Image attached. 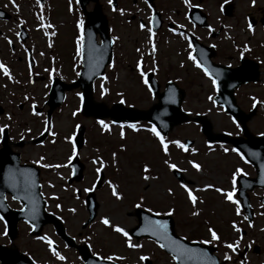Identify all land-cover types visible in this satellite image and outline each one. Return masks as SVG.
Wrapping results in <instances>:
<instances>
[{
	"label": "rangeland",
	"instance_id": "374dc122",
	"mask_svg": "<svg viewBox=\"0 0 264 264\" xmlns=\"http://www.w3.org/2000/svg\"><path fill=\"white\" fill-rule=\"evenodd\" d=\"M35 2V3H34ZM249 0H240L239 4H248ZM15 5V6H14ZM52 17L39 15L43 10L35 9V0H0V6L9 10L14 16L11 22L2 24L0 22V63L6 65L12 76L9 80L0 71V106L5 112L0 116V127L7 124L12 128L13 137L22 136L28 140L23 146L17 148L22 151L29 159L40 158L44 155V163L66 165L61 168H44V181L52 182L54 188L47 184L46 192L56 193L61 196L60 201L69 206H75V212L66 211L65 226L73 235L79 232L89 238L94 243L95 250L105 256L123 257L119 259L121 264H145L140 261V256L153 257L160 261L167 260L164 252L154 246L153 241L142 238L140 241L132 239L133 243L143 245L142 248L133 249L127 247L125 237L113 231L112 227L103 226L101 217H108L113 220L115 225H119L129 231L137 224L135 216V206L140 203L142 208H151L153 213H163L169 208L175 209L172 215L182 226L183 235L190 238L210 239L207 231L209 227L217 229L222 243L224 241L237 240L242 236L244 245L256 243L261 247L259 253H252L248 258V264H264V213L262 203L259 200V191L253 193L252 205L254 217L249 222L243 220L241 211L236 212V205L225 200L222 193L215 191L221 188L224 191L232 190V174L236 168H241L242 173L250 172L248 163L241 160L231 144L208 143L205 135L201 131V126L194 121L180 124L168 133L165 137L166 142L180 141L184 144L185 138L194 140L193 147L184 151L177 145L168 143V152L162 150L158 139L147 129L152 126L148 122H138L139 131H133L125 127V138L120 137L118 124H110L111 131L104 130L98 124V120L86 117L81 114L82 95L79 88L67 92L63 103L54 110L50 122L52 131L57 133L55 143L53 138L48 135L41 145L31 143V138L37 137L45 131V120H47L48 105H45L51 87L53 74L59 76L66 82H72L77 78L80 68V56L77 53L79 28L74 24V18L66 11L69 7L68 0H47ZM18 6V7H17ZM38 14V16H37ZM43 17V20L39 19ZM28 29L30 35L27 42H20L18 36L19 23ZM52 25L51 28H43L40 25ZM58 30H60L58 32ZM252 32H245L244 29L236 30V42L240 45L245 40L252 42L255 50L264 57V30L260 27ZM48 32V35H45ZM58 32V36L56 33ZM118 39L115 46V61L106 69V74L96 81L94 96L99 102L113 104L120 100L122 93L125 103L140 109L149 108L155 101L147 87L142 83L135 62H142V68H153L159 70L158 78L162 83L168 79H177V83L186 89L183 109L194 116L200 113L206 114L211 120L216 132H226L230 135H241V126L231 115L224 111L223 107L209 100V96H214L215 88L207 78L196 75L190 68L182 66L185 59L184 52H177L174 47L176 40L160 35L161 45L155 44V37L149 39L150 34L147 29L118 27L115 30ZM12 41L14 48L9 44ZM171 41V42H169ZM155 44V52L152 51V44ZM51 44V46H49ZM80 46V43H79ZM32 48V55L35 58L33 67L27 68L28 48ZM139 49V52L137 51ZM24 51L26 56L24 55ZM176 56H172L171 52ZM238 51V50H236ZM27 58V64H26ZM34 78V80H33ZM32 82H29V81ZM18 81V83H17ZM101 86L108 89V92L101 96ZM215 92V93H214ZM27 95L29 100H25ZM259 98L264 100V87L259 85H247L237 90V100L239 105L249 111L252 101ZM33 102L39 110L40 116L32 114L31 107ZM264 101L258 103L255 115L249 120L248 125L255 135L264 133ZM80 109L75 116L72 115ZM11 117L9 119L8 117ZM106 123L111 121L104 120ZM76 125L85 128V139L80 150L77 149L80 160L85 165V175L81 182H75L77 186H63L71 175L72 169L68 157L71 156V142L65 137L71 136L73 131L77 134ZM31 129L30 132L27 130ZM126 146V151H121L120 145ZM228 151L225 152L224 149ZM192 149H195L193 152ZM116 153V163L112 162V153ZM100 157L104 161V179L96 196L101 204L93 226H83L87 219L84 213L83 203L85 198L84 189L97 181L95 169L100 165L93 164L94 158ZM175 163L177 168L184 173L185 178L191 182L187 184L194 190V195L198 197V203L193 206L187 199L182 184L172 170L168 169L164 161ZM189 161L199 163L201 171H197ZM147 164L150 171L147 173L157 179L145 181L142 179L145 173L143 166ZM253 173V170L250 172ZM118 182L120 192L123 193L121 200H116L111 195L109 185L106 183L108 178ZM112 177V178H111ZM94 181V183H92ZM186 184V183H183ZM205 184L214 187L204 188ZM237 187V185H236ZM172 189V194H168L167 189ZM78 190V191H74ZM79 190L80 193H79ZM79 195L80 196L79 198ZM143 197V201L140 200ZM235 197V194H234ZM235 199V198H234ZM237 200V198H236ZM202 201V203L200 202ZM72 204V205H71ZM12 206L17 207L14 203ZM148 206V207H145ZM241 209V205H240ZM192 212H198L196 216ZM241 229L240 233L234 231L232 222ZM4 223L0 220V244L10 245V240L4 231ZM91 227V228H90ZM19 233L15 239L16 247L31 255L36 264L41 262L48 263V258L52 257L46 244L30 235L29 227L19 223ZM43 236L55 240L52 228L45 226ZM4 232V234H3ZM89 233V235H86ZM77 244L81 243L78 239ZM61 255L66 257V262L58 264H82L80 254L67 247H63ZM153 254L150 255V254ZM68 261V262H67Z\"/></svg>",
	"mask_w": 264,
	"mask_h": 264
},
{
	"label": "water",
	"instance_id": "95a60500",
	"mask_svg": "<svg viewBox=\"0 0 264 264\" xmlns=\"http://www.w3.org/2000/svg\"><path fill=\"white\" fill-rule=\"evenodd\" d=\"M82 3H85L84 0H82ZM9 17L10 16L7 12L0 9V18L7 19ZM86 21L87 22L84 26L85 35L82 43L83 68L80 71L78 79L73 83H65L59 78L54 80L50 92V99L48 100V104L50 105V109L48 111L49 118L54 109L62 104L66 91L75 87H80L83 91L82 94L84 98L82 112L86 116H95L99 118L110 116L117 122L150 120L154 122L165 134L183 122L195 120L201 123L202 130L207 135L209 140H232L234 144L257 165L258 168L259 166L264 165V138L254 137L249 131L247 128V121L251 118L253 113L246 114L239 107L234 96V91L240 83L258 79L256 72H251L250 68L244 67L239 71L229 72L225 75L215 74L217 85L219 87V94L215 97V101L222 104L228 112L238 118L243 125L245 135L248 136L247 138L233 139L226 135L214 133L212 130V123L206 115L190 116L182 109V103L185 97L184 89L180 88L175 82H169L166 89L160 92L159 83L153 74L148 75L147 78L150 81L154 95L158 97L157 103H154L149 109L127 107L120 103L114 104L111 108H109L106 104L97 102L94 98L93 92L95 80L104 75L106 66L113 60V40L110 38L108 24L104 17L100 22V25L98 24V20L93 19L91 16H88ZM99 31L103 39L102 44H98L96 41V35ZM23 35L24 29L22 28L21 36L23 37ZM83 136L84 127L80 128L79 134L76 137V141L79 146L82 145ZM43 138L44 136L40 137L37 141H41ZM187 142L188 144L192 143L191 140H187ZM10 154V149L7 145L0 151L1 158L8 159ZM259 157L262 159L263 163H261ZM1 164L2 165H0V167L2 169H4L6 165H9L7 162ZM72 165L75 170L73 177L80 179L82 176L83 164L77 158ZM175 172L177 176L183 180L182 174L178 171ZM245 188L246 186L242 185L240 194L244 192ZM21 198L24 199V196H21ZM243 206L247 211H249V218H251L252 211L250 209V203L246 198H244ZM137 213L139 217V224L131 232L137 236H152L151 232L146 231L138 233L136 230L147 227L148 220H163V218L150 215L141 209L137 210ZM4 215L8 221L10 236L13 238L17 232L16 224L20 216L14 215L11 211L4 213ZM145 217H148V220H145ZM168 219L171 220L170 227L174 233V223L171 218ZM50 221L54 222L58 231L66 237L62 223L53 216L45 213L43 218H41L39 225L37 224V231L41 229L44 223ZM184 244L189 248L196 249L197 254L192 255L190 259L185 258L182 261H179L180 264H213V262L218 264V260L212 252L213 247L208 245L202 246L197 242H185ZM84 254L85 260L87 262H91L92 258L89 252L87 253V251H85ZM0 260L1 264H33V262L22 253L4 248L3 246H0Z\"/></svg>",
	"mask_w": 264,
	"mask_h": 264
},
{
	"label": "flooded vegetation",
	"instance_id": "af4514ba",
	"mask_svg": "<svg viewBox=\"0 0 264 264\" xmlns=\"http://www.w3.org/2000/svg\"><path fill=\"white\" fill-rule=\"evenodd\" d=\"M239 1L240 0H147V3H145V0H113L112 5H109L108 0H84L85 3L82 5L80 0H70V10L71 16L74 18L73 23L76 25L78 20L82 19L85 21L88 16L97 19L100 25L104 17L111 29L112 36L116 38H118V35L115 34V30L118 27H137L141 29L139 25L142 23L145 24V29H147V27L159 26L160 30L155 34L158 37L164 34L167 37L173 38L176 40V47H174V49L177 52L183 50L188 55L190 53L193 54V44L190 38V35H192L196 41L205 46L203 55L205 58H210V63L213 65L220 64L228 67H235L240 64L243 57H250L245 56L246 50H249L245 47V42L242 45L236 42V30L244 29V31L247 32L248 24L251 23L250 18L253 19L254 29L260 27L264 30V0H249V3L244 5H240ZM153 15L155 16V22L150 23V17ZM181 33H183V35H181ZM100 39L101 37L98 35V40ZM162 41L163 40L159 39V45L161 46ZM189 45H191V47ZM170 52L172 56H176L174 52ZM250 54L253 55L251 58L258 60L260 66L264 69V57L254 55V52ZM183 67L190 68L193 73L204 76L203 69L196 67V62L190 58L186 59V63ZM20 139L21 138H17L16 140L12 139V146L19 152L22 162L35 164L41 169L40 171L43 175V167H41L42 161L40 164L36 163L40 158H36L34 161L30 160L22 151L17 149L19 143L16 142ZM42 183L44 184V181H42ZM257 189H261L264 192L262 188ZM255 190L256 189L250 191L249 195L251 200ZM260 197L261 196H259V199ZM9 199L12 200L11 198ZM57 205H60V207L58 208ZM81 206H84V213L88 214L85 201ZM100 206L101 204H99V208ZM76 208L66 203L54 202L52 199H48V210L61 216L63 219L67 216L65 214L66 211L72 212L70 209L76 210ZM96 221L97 220H94L93 222L95 223ZM110 221L114 223L113 220L110 219ZM93 222L90 224L91 227L94 224ZM175 224L178 234L189 240L194 239L183 235L182 226L178 224L176 219ZM71 234L73 235V233ZM86 235H89V233ZM74 236L81 242L78 244H88L93 253L102 257H107L101 252L96 251L94 243L90 242L89 238L84 234L79 232ZM234 241L236 240L232 241L229 239L227 243H232ZM154 244L155 247L158 248L155 242ZM215 245L217 255L220 259L224 260L226 253L231 257L230 260H227V264H244L246 261L243 262L240 260L239 249L241 246H249L251 244L247 243L244 245L243 242L239 243V247L235 252L228 249L225 246L226 243H222L221 239L215 242ZM75 251L78 253L77 250ZM153 254L154 253H152V256ZM165 255L167 260L160 261V259L156 258L150 261L151 264H176L172 259V255L167 253H165ZM81 260L83 261L82 257ZM113 260L121 263L119 259ZM41 264L46 263L41 262ZM53 264H55L54 261Z\"/></svg>",
	"mask_w": 264,
	"mask_h": 264
},
{
	"label": "snow or ice",
	"instance_id": "6c2138e0",
	"mask_svg": "<svg viewBox=\"0 0 264 264\" xmlns=\"http://www.w3.org/2000/svg\"><path fill=\"white\" fill-rule=\"evenodd\" d=\"M37 3H39V0H37ZM108 3H109V5H112L113 0H108ZM145 3H147V0H145ZM113 10H115V9H113ZM39 19L43 20V17L41 16ZM149 22L150 23H154L155 22V16L154 15L152 17H150ZM21 23H23V21H21ZM83 24H84V21L82 19L77 21V27L78 28H82ZM40 27L51 28L52 25H50V24H47V25L42 24V25H40ZM139 27L141 29H145L146 26H145V24L142 23V24L139 25ZM248 29H249V31L253 30V25L251 23L248 24ZM147 31L150 34L149 39L151 40L152 35H154L152 27H147ZM48 34H49L48 32H45V35H48ZM16 35L19 36L20 33L17 32ZM181 35H183V33H181ZM80 39H81V37L77 38V40H78L77 53L78 54L81 52V48L79 46ZM116 39H117L116 37H113V41H115ZM8 42H9V44L12 43L11 40H9ZM49 46H51V44H49ZM189 46L191 47V45H189ZM245 47L247 48V46H245ZM155 50H156L155 49V44L153 43L152 44V51L155 52ZM137 51L139 52V49H137ZM189 58L196 62V67L203 69L204 74L206 76H209V77L212 76V73L209 71V69L207 67H205L203 64H201L199 61H196V57L190 56ZM29 68L31 69V65H29ZM136 68L138 70H140V77H141L142 83L147 87L149 93H152L153 89H152V86L150 84L149 79L147 78V73L144 72L143 70H141V63L140 62H137ZM156 70L157 69L155 67L150 69V71H152V72H155ZM0 71H2L3 74L9 80L12 79V76L10 74L9 68L6 65H4L3 63H0ZM77 75H80V73H77ZM29 82H32V81L30 80ZM17 83H18V81H17ZM212 84H213L214 87L218 86L217 85V81H216L215 78H212ZM107 92H108V89L104 88L103 86H101V96H103ZM77 95L80 96L81 94L77 93ZM118 95H120L119 103L120 104H125V99L123 97V94L122 93H118ZM24 99L25 100H29L30 97L25 95ZM208 99L209 100H213V97L209 96ZM213 103H215L214 100H213ZM253 106L255 107V100H254ZM31 111H32V114L35 115V116H40L41 115L39 112H37L35 110V103L34 102L32 104ZM79 111H80V109L78 108L76 110V112L72 113V115L75 116L76 113L79 112ZM8 118L11 119L10 116ZM116 123H118V122L117 121H111L109 123H106L104 120H99L98 121V124L102 127V129L108 130V131H111L110 124H116ZM118 126L120 128V133L119 134H120L121 139L125 138V132H124V128L125 127L130 128L133 131H139L137 123H127V124L119 123ZM79 127H80V125H76V128H79ZM6 128H8V125L7 124L3 125L2 127H0V132H3L4 129H6ZM147 130L150 131L158 139L159 144H160L162 150L165 152V154H167V152H168V143L175 144L179 148L183 149L184 151H188V146L186 144L181 143L180 141L166 142L165 141V137L163 135H161V132L157 129V127L155 125H152ZM27 131L30 132L31 129H28ZM45 131L48 132L50 134V136L53 138L52 143H55V139L54 138L56 137L57 133L55 131H52V128L49 125L47 120H45ZM41 135H43V133H41ZM259 135L264 136V133H260ZM75 136H76V132L73 131L71 136L65 137V139L67 141L71 142V144H72L71 156L68 157L69 164L67 166H71L72 159L78 155L77 147H76V141H75ZM21 139H24L23 135L21 136ZM120 148H121V151H126V146L125 145L121 144ZM192 151L194 152L195 149H192ZM224 151L227 152L228 149L225 148ZM232 151L237 152L238 155H240L241 160H244L245 163L248 162L247 160H245L244 155L242 153H239V151L237 149H232ZM44 159L45 158L43 156H41L40 159L38 161H36V163L40 164V162L43 161ZM112 162H113V164L116 163V153L115 152L112 153ZM92 163L93 164H97L98 163L100 165L99 167H97L95 169V172L97 173V180H99L100 179V173H101L102 169L105 166L104 165V161L100 157H96V158L93 159ZM164 163L168 167V169L179 171V169L177 168V165L175 163H169L167 160H165ZM189 163L197 171H201L202 166L199 163H195V162H192V161H189ZM64 166H66V165H61V164L53 165V164H48V163L41 164V167H43V168H57L58 169V168H61V167H64ZM142 170L145 173V175H143V177H142L143 180L150 181V180L157 179V177L150 176V175L147 174L150 171L149 166L147 164H145L143 166ZM242 172H243V170L238 167V168H236L235 172L232 174V185H233L232 190L224 191L221 188H215L216 192L222 193L224 195V198H225L226 201L231 202L234 205H236L237 214H239V212H240V201L234 199V194L236 192L235 185H236V177L241 175ZM106 183H108V185H109V187L111 189V195L113 197H115L116 200H121L122 199V195H121L120 191L118 190L117 186L113 185L111 181H106ZM180 187L184 189V191L186 193V196H187V199L191 202V204L193 206H195L198 203V197L196 195H194V190L192 188H189L187 184H183V183L180 185ZM213 187L214 186L211 185V184H205L204 188L200 189V190L203 191L205 189H210V188H213ZM95 188H96V185L94 184L92 187L85 188L84 191L85 192H92V191L95 190ZM74 191H78V190H74ZM167 192H168V194L171 195L172 194V189L171 188L167 189ZM14 199H15V197H14ZM143 199H144L143 197H140L141 201H143ZM200 202L202 203V201H200ZM134 206L139 208V207H141V204L138 203V204H136ZM57 207L59 208L60 205H57ZM262 207H264V205H262ZM21 211H24V209H21ZM70 211L75 212V209H70ZM147 211L148 212H152V209L149 208V209H147ZM174 211L175 210L173 208H169V210H168V212L166 214L171 216L174 213ZM30 213H31V215L35 216V213H36L35 207H33L30 210ZM198 214H199L198 212H192L193 216H196ZM155 215L159 216V215H161V213L157 212V213H155ZM2 218L3 217H0V219H2ZM244 219L247 220L248 217L245 216ZM145 220H148V217H145ZM101 223L103 225H105V226L112 227L113 231H115L116 233H119L123 237H125L126 238L125 239V243H126L127 247L133 248V249H139V248L143 247V245H141L139 243H133L132 242V237L130 236L129 232L126 231L125 228H123V227H121L119 225L112 224V222L110 221V219L108 217H106V216L105 217H101ZM252 226H253L252 223L249 221V227H252ZM232 227H233L235 232H237V233L241 232V229L236 225L235 221H233ZM140 231L141 232L148 231V232H151L152 236L158 237L159 238L158 241H157L158 246L161 249H169L172 253H174L172 255L173 261H178L179 262V261H182L185 258H189L190 259L192 257V255L197 254V250L196 249L189 248V247H187V245L181 243L179 240L173 239V237L168 232V224H167L166 221H163V220H148V226L144 227V228H141ZM207 231H208V233L210 235V239H206V240L202 241V243H204V244H212V243L218 242L220 240V236L218 235L216 230H214L213 228L209 227L207 229ZM38 239H40L42 241H45L47 243L49 249L52 251L53 255L58 260L63 261V260L66 259V257L61 255L58 251H56L52 247L53 242L47 236H41V237H38ZM240 239H242V236L239 239H237L236 241L232 242V243H226L225 246L228 249H230L233 252H235V251H237V249L239 247V240ZM200 254H203V253H200ZM94 255H96V254L94 253ZM101 259H106L108 261H112L113 259H123V257H114L112 255H109V256L103 257ZM147 259H148V257L143 256V255L139 257L140 261H146ZM224 259L227 261V260H230L231 257L226 253L225 256H224ZM213 264H215V262H213Z\"/></svg>",
	"mask_w": 264,
	"mask_h": 264
}]
</instances>
